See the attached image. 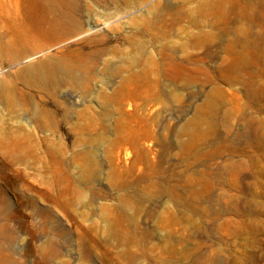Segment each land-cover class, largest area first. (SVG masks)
<instances>
[{
  "label": "rangeland",
  "instance_id": "rangeland-1",
  "mask_svg": "<svg viewBox=\"0 0 264 264\" xmlns=\"http://www.w3.org/2000/svg\"><path fill=\"white\" fill-rule=\"evenodd\" d=\"M18 11L0 14V264H264V0Z\"/></svg>",
  "mask_w": 264,
  "mask_h": 264
},
{
  "label": "bare ground",
  "instance_id": "bare-ground-1",
  "mask_svg": "<svg viewBox=\"0 0 264 264\" xmlns=\"http://www.w3.org/2000/svg\"><path fill=\"white\" fill-rule=\"evenodd\" d=\"M18 1L19 0H0V14L1 15H4V14H7V15H10L11 13H14V14H19V11H18ZM62 16H64V18H58V19H54L53 20V24L55 26L57 25H61L64 24H69L71 25L74 29H80L82 27V18L80 16H72L71 18H66V16H68V14L65 12ZM187 16V15H186ZM205 17V16H204ZM61 21V22H60ZM202 24V23H201ZM230 25V24H229ZM26 31H25V27L24 26H21L19 27V31H18V34L20 36H26ZM24 36V37H25ZM210 127V126H209ZM207 131V130H206ZM19 133V132H18ZM215 135V134H214ZM6 136V135H5ZM1 138V137H0ZM11 138V136H10ZM9 138V139H10ZM202 138V137H201ZM10 140H13V142L15 143H19V138L18 137H15L13 139H10ZM13 146V144H12ZM23 146V145H22ZM127 150V149H126ZM130 154V152H129ZM126 151H125V156H126ZM8 156H10L9 152H5V154H2L0 156V163L4 164V165H7L10 163L9 162V158ZM129 156V155H127ZM126 156V157H127ZM7 206V200H6V197L4 196V194L2 192H0V210L2 208H6ZM1 212V211H0ZM3 225V224H2ZM7 225V224H6ZM1 227V226H0ZM4 227V226H2ZM118 236V235H117ZM133 238V237H132ZM109 241V240H108ZM104 248V247H103ZM116 248V247H115ZM120 248V247H119ZM114 249V248H113ZM118 249V247H117ZM3 254V253H2ZM120 254V253H119ZM183 262V261H182Z\"/></svg>",
  "mask_w": 264,
  "mask_h": 264
}]
</instances>
